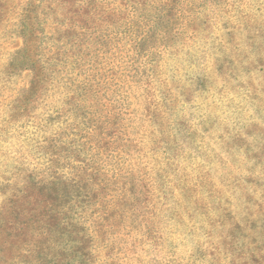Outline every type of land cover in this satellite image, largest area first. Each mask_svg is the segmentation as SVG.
Listing matches in <instances>:
<instances>
[{
    "label": "rangeland",
    "instance_id": "1",
    "mask_svg": "<svg viewBox=\"0 0 264 264\" xmlns=\"http://www.w3.org/2000/svg\"><path fill=\"white\" fill-rule=\"evenodd\" d=\"M0 264H264V0H0Z\"/></svg>",
    "mask_w": 264,
    "mask_h": 264
}]
</instances>
